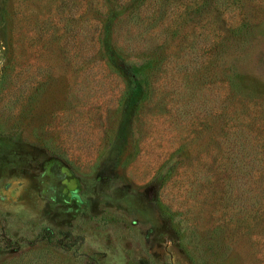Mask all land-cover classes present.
I'll return each mask as SVG.
<instances>
[{"label": "rangeland", "instance_id": "1", "mask_svg": "<svg viewBox=\"0 0 264 264\" xmlns=\"http://www.w3.org/2000/svg\"><path fill=\"white\" fill-rule=\"evenodd\" d=\"M214 1L0 0V264H264V0Z\"/></svg>", "mask_w": 264, "mask_h": 264}, {"label": "trees", "instance_id": "2", "mask_svg": "<svg viewBox=\"0 0 264 264\" xmlns=\"http://www.w3.org/2000/svg\"><path fill=\"white\" fill-rule=\"evenodd\" d=\"M242 0H215L214 3L216 4H225L226 7L229 6V8H240L242 7ZM235 13H233L232 15H234ZM236 18V23H234L232 26L231 24L229 25V32L232 36H234L237 39V42H240L244 40V35H245V31L243 33H241L242 29H245V22H244V17L242 14L240 13H236L235 15ZM229 17H222V19L220 21H223L225 24L228 25L229 22ZM219 23V22H218ZM241 23V24H240ZM218 26H221L220 24H218ZM239 26V27H237ZM247 31V30H246ZM220 36H221V32L217 33L216 37L218 38V40H215V42H218L220 40ZM225 37V36H224ZM220 43V41L218 42ZM217 43V45H219ZM45 238H47L48 240H51L52 238V234H50L49 232H46L44 235Z\"/></svg>", "mask_w": 264, "mask_h": 264}]
</instances>
